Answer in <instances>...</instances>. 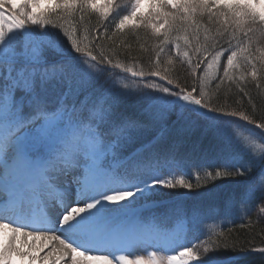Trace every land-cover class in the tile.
Returning a JSON list of instances; mask_svg holds the SVG:
<instances>
[{
  "label": "snow or ice",
  "instance_id": "obj_1",
  "mask_svg": "<svg viewBox=\"0 0 264 264\" xmlns=\"http://www.w3.org/2000/svg\"><path fill=\"white\" fill-rule=\"evenodd\" d=\"M125 30L160 41L147 71L113 62L136 60ZM258 33L264 0H0V264H264V227L244 243L207 227L264 225V113L222 102L264 80ZM205 113L232 118L233 143ZM233 146L245 163H191L243 159Z\"/></svg>",
  "mask_w": 264,
  "mask_h": 264
},
{
  "label": "trees",
  "instance_id": "obj_2",
  "mask_svg": "<svg viewBox=\"0 0 264 264\" xmlns=\"http://www.w3.org/2000/svg\"><path fill=\"white\" fill-rule=\"evenodd\" d=\"M147 10V9H145ZM85 23H88V21H85ZM91 23H95V18L91 20ZM126 35L121 38L120 40L117 41V47L120 46V44H123L125 40L128 41V44H124V47H128L129 44L131 45L132 48V53L131 55L133 57H136V60H124L123 56L117 57L113 62H122L123 64H126L127 66H132L133 64H136L137 67L143 66L145 67V70L147 71V49H155L158 45H160V41L156 39H148L143 31H141L138 35L135 33H128L127 30ZM176 35L183 36V32H177L174 33L173 36L170 38L169 44L171 45V51H172V56L171 58H175V37ZM203 30H201V40L203 41ZM260 37H264V35H261L258 33L255 38L256 40H259ZM254 42V40H253ZM181 44H183V40L180 41ZM255 47L260 48L264 45H260L258 42H254ZM168 47H165L164 51V58H169L168 57ZM153 59H155V56H153ZM193 60H195V56H193ZM123 69V68H120ZM172 71L173 74L178 78L179 82L181 84H184L185 82L191 83L190 80H185V77L187 75V65H182L180 61H176L172 65ZM239 75V73H237ZM130 79H133L129 77ZM227 84V82H225ZM214 87V86H213ZM246 91H249L251 93L252 99L249 100L248 96H238L236 95L237 89L233 88L231 90V96L227 100H223L222 102L226 103L229 108L228 110L240 108L241 110H246L248 112H251L252 105H256V113L257 116L261 113H264V80H261L259 82V87L256 85H253L251 83H248V87L246 88ZM239 100V103H235V101ZM222 126H224L225 122L220 123ZM245 128V130H248L246 127L241 126ZM209 162V163H216L220 161V156H209L207 158H201L200 156H193L191 158V162L196 163L198 160ZM234 167V166H232ZM192 179V178H190ZM193 182H195V179H192ZM234 183H236L235 180L228 178L223 181H217L213 185H209L208 189L201 190L199 192H196L193 196L194 199L201 198L203 195H206L208 192L216 191L221 188H228L232 186ZM166 195L168 196H179L177 193H172V192H167ZM240 217V216H239ZM242 220H239L238 222L234 223L233 225L229 226L228 228H221L218 231H224L226 234L228 233V230L231 229V234L228 236L230 240L237 241L239 243H244L246 241H250L253 239V237H256L257 242H259L260 236L257 235L259 233L260 227H264V225H258L255 229H252L250 227H242Z\"/></svg>",
  "mask_w": 264,
  "mask_h": 264
},
{
  "label": "bare ground",
  "instance_id": "obj_3",
  "mask_svg": "<svg viewBox=\"0 0 264 264\" xmlns=\"http://www.w3.org/2000/svg\"><path fill=\"white\" fill-rule=\"evenodd\" d=\"M7 235H4V234H0V242L2 241H6L7 240ZM27 240L28 241V250L29 251H32V252H39V256L40 257H43L45 252L47 251V249H44V251H40L41 248H43V245H44V241L43 240H32L31 238H23L21 237L20 238V243H21V246L24 247L25 244H24V241ZM39 262V263H38ZM35 264H51V261H44L43 259H37Z\"/></svg>",
  "mask_w": 264,
  "mask_h": 264
},
{
  "label": "rangeland",
  "instance_id": "obj_4",
  "mask_svg": "<svg viewBox=\"0 0 264 264\" xmlns=\"http://www.w3.org/2000/svg\"><path fill=\"white\" fill-rule=\"evenodd\" d=\"M253 40H254V42H258L260 45H262L261 43H260V41H262V40H264V37L262 38V37H260V39L259 40H256L255 38H253ZM121 75V74H120ZM123 76V75H122ZM231 123V122H230ZM229 123V124H230ZM228 124V125H229ZM228 125H226V127H225V129H226V131L227 132H229V128H228ZM253 134H256V133H254L253 132ZM258 135V134H257ZM228 136L230 137V133H228ZM231 143H233V142H231ZM233 149L234 150H237V152H238V156L239 155H243V157H248L246 154H244L243 152H242V150L241 149H239L238 147H235V146H233ZM249 158V157H248ZM243 161V163H245L246 161H244V158L243 159H229V161L230 162H234V163H238V162H240V161ZM39 263V262H38ZM16 264H22V262L20 261V259L19 258H17V260H16ZM23 264H26V262H23Z\"/></svg>",
  "mask_w": 264,
  "mask_h": 264
}]
</instances>
